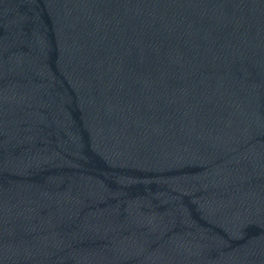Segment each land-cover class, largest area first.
<instances>
[{"label":"water","instance_id":"water-1","mask_svg":"<svg viewBox=\"0 0 264 264\" xmlns=\"http://www.w3.org/2000/svg\"><path fill=\"white\" fill-rule=\"evenodd\" d=\"M0 264H264V0H0Z\"/></svg>","mask_w":264,"mask_h":264}]
</instances>
